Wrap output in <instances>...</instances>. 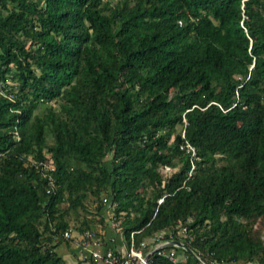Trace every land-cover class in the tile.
Instances as JSON below:
<instances>
[{
  "label": "trees",
  "instance_id": "16d2710c",
  "mask_svg": "<svg viewBox=\"0 0 264 264\" xmlns=\"http://www.w3.org/2000/svg\"><path fill=\"white\" fill-rule=\"evenodd\" d=\"M0 80V264L107 227L264 264V0H0Z\"/></svg>",
  "mask_w": 264,
  "mask_h": 264
},
{
  "label": "built area",
  "instance_id": "2783aa9c",
  "mask_svg": "<svg viewBox=\"0 0 264 264\" xmlns=\"http://www.w3.org/2000/svg\"><path fill=\"white\" fill-rule=\"evenodd\" d=\"M2 84L3 83L0 80V93H4L1 87ZM178 148H183L184 151L188 153L190 158L195 156L193 146L186 140H184L183 143H180ZM172 169L173 168L167 165H164L160 168L163 173H167ZM187 173H189V171ZM102 200L106 201V197H102ZM106 214H110V211L107 210ZM108 225L110 227H115L116 221L110 219ZM184 230L185 227L180 226L177 229V233L182 234ZM73 235L74 231L70 228H67L63 231L64 237ZM77 239H79L77 243L82 250V255L89 256L92 262L100 260L101 264H146V254L152 249H158L157 252L166 256L173 264H208L203 261L195 252V256L190 255V258L177 256V252L174 248V246L177 245L169 243L172 239H177L173 236L172 230L154 233L150 238L140 241V246L138 248L133 247L132 240L130 239L127 250L124 252L113 245L106 246L101 252L93 249L91 246L99 243V237L93 236L89 230H84L79 234ZM142 247L145 248L144 253H142Z\"/></svg>",
  "mask_w": 264,
  "mask_h": 264
},
{
  "label": "rangeland",
  "instance_id": "374dc122",
  "mask_svg": "<svg viewBox=\"0 0 264 264\" xmlns=\"http://www.w3.org/2000/svg\"><path fill=\"white\" fill-rule=\"evenodd\" d=\"M49 103H51L52 105L55 106L54 102H40L33 111L38 113V114H41L43 112L44 108ZM177 128H178V126H177ZM107 230H108V227L103 232V235H106V233L108 234L109 231L107 232ZM75 244L78 245V243L76 241H74V240L68 241L67 244H66L67 245L66 247L63 244H60L58 246L59 247L58 250L62 254V256H63L65 261L70 262V263H75L77 260H79L80 261L79 264H86L87 262L82 260L83 255L81 253L82 252L81 248H79L80 246H76ZM71 247H75V249L74 250H70ZM177 256H179V255H177Z\"/></svg>",
  "mask_w": 264,
  "mask_h": 264
},
{
  "label": "crops",
  "instance_id": "0c3cea01",
  "mask_svg": "<svg viewBox=\"0 0 264 264\" xmlns=\"http://www.w3.org/2000/svg\"><path fill=\"white\" fill-rule=\"evenodd\" d=\"M109 231V232H108ZM108 234L104 235L103 239L99 238V243L96 245L91 246L93 249L101 252L106 246L113 245L117 248H119L121 251H125L124 243L121 241V237L118 233H116L112 228H108L107 230ZM76 246H79L75 244ZM80 248V247H79ZM75 247H71L70 250H74ZM177 255L181 257H187L185 253L176 251ZM82 253V252H81ZM92 264H101L100 260H97L95 262H92Z\"/></svg>",
  "mask_w": 264,
  "mask_h": 264
},
{
  "label": "water",
  "instance_id": "95a60500",
  "mask_svg": "<svg viewBox=\"0 0 264 264\" xmlns=\"http://www.w3.org/2000/svg\"><path fill=\"white\" fill-rule=\"evenodd\" d=\"M262 240L264 243V230L262 232ZM169 243H173V244L177 245L178 247L184 249L189 255L195 256L194 251L190 247H188L185 243H183L182 241H179L178 239H172Z\"/></svg>",
  "mask_w": 264,
  "mask_h": 264
}]
</instances>
